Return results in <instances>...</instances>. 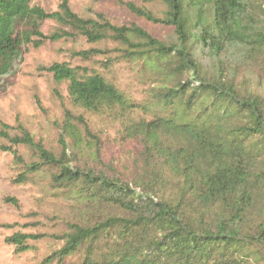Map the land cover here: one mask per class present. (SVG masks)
<instances>
[{
	"label": "trees",
	"instance_id": "16d2710c",
	"mask_svg": "<svg viewBox=\"0 0 264 264\" xmlns=\"http://www.w3.org/2000/svg\"><path fill=\"white\" fill-rule=\"evenodd\" d=\"M145 1L160 2L163 14L132 3L125 7L148 23L172 28L174 42L166 44L136 24L113 25L102 15L81 18L69 0H59L52 13L31 6V0H0V91L27 47L76 37L115 43L122 60L140 62L166 81L151 88L163 114L128 120L111 141L118 153L106 162L103 141L81 114L64 111L57 154L22 125L0 122V139L8 142L3 152L16 164L22 163L19 146L36 156L13 183L52 168L54 186L73 190L88 209L119 212L93 223L67 224L56 237L63 245L40 264L73 255H80V264L258 263L264 260V221L254 228L245 222L264 185L263 170L257 169L264 152V98L243 94L236 80L264 55V0ZM43 21L61 28L44 35ZM102 54L87 50L74 56L87 60ZM41 70L55 83H66L71 105L84 113L128 115L143 109L98 73L64 63ZM254 138L262 140L261 149L251 143ZM84 152L97 164H76ZM169 187L175 193L164 198ZM4 202L17 206L13 198ZM45 237L15 233L5 243L19 254L30 250L28 241Z\"/></svg>",
	"mask_w": 264,
	"mask_h": 264
},
{
	"label": "rangeland",
	"instance_id": "374dc122",
	"mask_svg": "<svg viewBox=\"0 0 264 264\" xmlns=\"http://www.w3.org/2000/svg\"><path fill=\"white\" fill-rule=\"evenodd\" d=\"M126 3L144 8L156 16H161L165 10L160 2L145 0H69V7L84 19H96L97 15H102L116 26L136 24L166 44L175 41L172 28L151 24L136 17L125 7ZM30 5L45 13H52L57 11L59 0H31ZM60 28L53 21L40 23V31L44 35L57 32ZM117 48L118 45L110 41L92 44L82 37L45 42L37 49L27 47L17 72L8 79L6 89L0 91V122L10 126L22 125L36 141H41L47 150L57 154L60 152L59 125L64 111L69 110L83 115L92 132L103 141V161L115 157L118 150L111 141L128 120H148L154 113L163 114L151 99V88L161 87L163 81L166 82L140 62L122 60ZM87 50L101 51L103 54L87 60L74 56ZM54 63L84 68L88 74L102 75L131 102L143 109L128 115H121L117 110L93 115L74 108L67 95V84L55 83L51 74L41 70ZM236 82L242 86L243 94L252 93L264 98V55L259 64L242 71ZM251 143L257 149L262 148L263 143L259 138H254ZM5 146H8V142L0 139V264H40L63 245L56 237L67 231V224L93 223L107 215L119 214L116 209L104 206L88 209L73 190L55 187L51 176L56 170L52 168H43L29 176L25 183H13L23 171L24 165L35 161L36 156L31 149L19 146L15 149L22 163L16 164L10 153L1 150ZM75 163L94 166L97 161L91 153L84 152ZM257 169L264 173V152L258 157ZM174 193L175 189L169 187L163 196L170 197ZM7 197L15 199L17 206L5 203ZM262 221L264 185L245 225L254 228ZM15 233L44 234L46 237L34 242L28 241L30 250L17 254L14 246L5 243V239ZM80 261V255H73L61 263L54 260L50 264H80ZM247 264H264V260Z\"/></svg>",
	"mask_w": 264,
	"mask_h": 264
}]
</instances>
